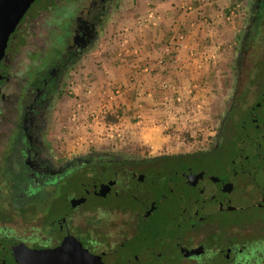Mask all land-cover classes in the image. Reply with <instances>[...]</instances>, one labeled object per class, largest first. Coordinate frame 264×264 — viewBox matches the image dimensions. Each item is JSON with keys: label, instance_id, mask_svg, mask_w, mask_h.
<instances>
[{"label": "flooded vegetation", "instance_id": "1", "mask_svg": "<svg viewBox=\"0 0 264 264\" xmlns=\"http://www.w3.org/2000/svg\"><path fill=\"white\" fill-rule=\"evenodd\" d=\"M124 2L34 0L11 30L0 28V264H264V232L245 216L264 206L210 200L264 84L256 97L247 87L235 92L206 149L147 156L62 149L64 87ZM263 8L254 1L246 38L258 31ZM230 139L232 156L207 171Z\"/></svg>", "mask_w": 264, "mask_h": 264}, {"label": "crops", "instance_id": "2", "mask_svg": "<svg viewBox=\"0 0 264 264\" xmlns=\"http://www.w3.org/2000/svg\"><path fill=\"white\" fill-rule=\"evenodd\" d=\"M189 1L193 10L186 13L183 3ZM205 1L202 7L195 0H141L145 4L128 13V25L123 27L127 44L118 46L113 40L111 53L101 54L95 65L80 70L77 91L81 108L76 113L77 123L71 127L99 144L120 136L123 142L157 152L168 142L160 127L164 128L168 121L161 122L173 115L169 110L173 101L164 99L159 82L176 80L177 93L188 98L190 87L207 83L211 73L208 63L215 60L221 45L233 44L243 24L242 0ZM122 46L125 52L121 56ZM166 46L172 54L165 52ZM203 89L196 90L200 97Z\"/></svg>", "mask_w": 264, "mask_h": 264}, {"label": "rangeland", "instance_id": "3", "mask_svg": "<svg viewBox=\"0 0 264 264\" xmlns=\"http://www.w3.org/2000/svg\"><path fill=\"white\" fill-rule=\"evenodd\" d=\"M242 1L244 3L243 11L241 12L242 27L235 34L232 40L233 44L231 43L232 45L230 47L221 45V48L216 50L217 56L215 55V60L208 63L211 73L209 75L210 78L206 81L207 83L203 85V82H201L200 87H190L191 92H189V97L186 99L179 92L173 94V96H180L182 100L180 102L174 101L170 104L169 110L173 115L170 119L161 122V125H164L165 121H168V124L164 128H160L162 129V134L165 137H169V141L164 142V145L160 149H157V152L135 142H123L120 136L103 144L97 143L98 141L95 138H93L92 142L87 133H85L87 136L85 137V135H82L81 130L71 127L73 123H77L78 114L76 115V113L81 108L78 102L79 95L77 91V87L81 83L80 70L86 69L87 65L89 66L92 63L95 65L97 59L101 57V54L103 56L111 53L110 49H113L111 46L114 43L118 46L125 45L123 42V29L128 25V13L141 8L145 3L142 4L141 0H125L118 9L115 8L109 15L104 32L101 34L99 40L86 52L81 61L76 65L74 68L76 74L68 78V82L64 87V99L61 103V123L58 122L57 125V136L60 137L58 141L61 142L62 149L72 154L102 150L119 154L123 152L127 156L131 154L147 156L149 152H151L149 153L150 155L175 154L211 147L214 143L213 136L218 130L221 120L225 117L227 109L231 106L233 96L236 94L235 92H240L243 88L247 87L246 91L249 92L248 95L255 96L256 92L264 84V77L262 78V75L259 76V70L264 75V46L262 43L264 36V17L260 18L263 21L261 35L258 36L256 34L257 31H255V33L252 32L253 34L251 33L246 38L250 21L255 14V0ZM67 20L68 17L66 20H60V24H58L62 27L61 31L63 34L61 33V37L66 34V30L64 29L68 25ZM117 29L118 32H114ZM113 40L115 41L114 43ZM120 49L122 56L125 49L123 46ZM167 80L171 81L176 87V80ZM200 89L204 90L202 93L203 97H200L201 94L196 92V90ZM102 115L106 116V114ZM174 116L176 119L172 120ZM88 131L91 132L90 130ZM81 136H83L82 139ZM95 136L106 138L105 135ZM230 141L232 140L227 141L226 152L220 153L217 162L214 165L212 164L206 167L207 171H217L226 164L229 156H232ZM245 216L248 219L254 218L257 220L258 229L264 232V211L251 210Z\"/></svg>", "mask_w": 264, "mask_h": 264}, {"label": "water", "instance_id": "4", "mask_svg": "<svg viewBox=\"0 0 264 264\" xmlns=\"http://www.w3.org/2000/svg\"><path fill=\"white\" fill-rule=\"evenodd\" d=\"M33 1L0 0V28L11 30ZM263 154L264 90L259 102L244 119L238 139L236 160L224 175L214 180L210 200L241 197L245 198L247 205L264 206Z\"/></svg>", "mask_w": 264, "mask_h": 264}, {"label": "built area", "instance_id": "5", "mask_svg": "<svg viewBox=\"0 0 264 264\" xmlns=\"http://www.w3.org/2000/svg\"><path fill=\"white\" fill-rule=\"evenodd\" d=\"M196 2H199V4L203 7L204 3H206L205 0H195ZM193 3L192 2H185L183 3V8H185V12L188 13L190 11L193 10L192 7ZM236 8L239 7L238 5L235 6ZM234 8V9H236ZM203 11V9H201V12ZM235 14V13H233ZM123 42L125 44H127L128 40H127V36L124 34L123 35ZM179 39H182V37ZM172 49L169 46L165 47V52L170 55L172 54ZM159 89L161 90L162 94L164 95V99L165 100H169V101H177L180 102L182 100V98L180 96H173V94L177 93V89L176 87L173 85V83L167 79H163L159 82ZM115 91H117V93H119V89L117 88ZM102 114H106V112H103Z\"/></svg>", "mask_w": 264, "mask_h": 264}, {"label": "trees", "instance_id": "6", "mask_svg": "<svg viewBox=\"0 0 264 264\" xmlns=\"http://www.w3.org/2000/svg\"><path fill=\"white\" fill-rule=\"evenodd\" d=\"M262 24H263V21H261L260 22V26H259V29H258V31L256 32V34L259 36V35H261V26H262ZM262 43H263V46H264V36H263V38H262ZM264 77V75H262V78ZM114 119H109V121L110 122H112Z\"/></svg>", "mask_w": 264, "mask_h": 264}]
</instances>
